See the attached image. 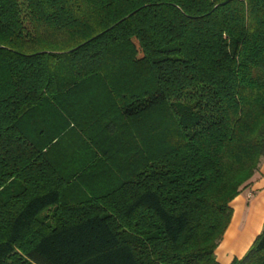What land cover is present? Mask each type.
Listing matches in <instances>:
<instances>
[{
  "label": "trees",
  "instance_id": "trees-1",
  "mask_svg": "<svg viewBox=\"0 0 264 264\" xmlns=\"http://www.w3.org/2000/svg\"><path fill=\"white\" fill-rule=\"evenodd\" d=\"M262 159L264 0H0V264H221Z\"/></svg>",
  "mask_w": 264,
  "mask_h": 264
},
{
  "label": "crops",
  "instance_id": "crops-1",
  "mask_svg": "<svg viewBox=\"0 0 264 264\" xmlns=\"http://www.w3.org/2000/svg\"><path fill=\"white\" fill-rule=\"evenodd\" d=\"M231 204L233 214L216 249L221 264H229L234 257H241L264 227V159L251 184Z\"/></svg>",
  "mask_w": 264,
  "mask_h": 264
},
{
  "label": "rangeland",
  "instance_id": "rangeland-1",
  "mask_svg": "<svg viewBox=\"0 0 264 264\" xmlns=\"http://www.w3.org/2000/svg\"><path fill=\"white\" fill-rule=\"evenodd\" d=\"M103 146H105V147H106V145H105V144H104ZM145 150H146V151H151V150H152V140L148 142L147 146H145ZM100 155H102V154H101V151H100ZM100 158H101V157H100ZM103 159H105V160H106V159H107V157H106V158H103ZM105 160H104V161H105Z\"/></svg>",
  "mask_w": 264,
  "mask_h": 264
}]
</instances>
